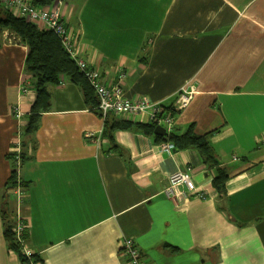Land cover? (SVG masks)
Here are the masks:
<instances>
[{
    "label": "crops",
    "instance_id": "crops-1",
    "mask_svg": "<svg viewBox=\"0 0 264 264\" xmlns=\"http://www.w3.org/2000/svg\"><path fill=\"white\" fill-rule=\"evenodd\" d=\"M39 7L59 12L105 83L124 74L127 97L161 103L174 113V132L194 124L198 135L211 133L216 164L196 149L161 152L154 136L136 129L105 132L84 89L66 77L48 87L49 106L35 134H26L37 100L28 47L4 30L0 264H22L4 235L17 205L26 247L40 258L35 264H126L125 238L146 264H264V0H56ZM189 84L197 90L192 103L174 111ZM188 168L205 197H184L183 186L178 198L165 197L169 176ZM220 168L231 173L223 194L214 186ZM18 178L21 206L13 193Z\"/></svg>",
    "mask_w": 264,
    "mask_h": 264
},
{
    "label": "trees",
    "instance_id": "trees-1",
    "mask_svg": "<svg viewBox=\"0 0 264 264\" xmlns=\"http://www.w3.org/2000/svg\"><path fill=\"white\" fill-rule=\"evenodd\" d=\"M54 1L56 0H35L33 4L38 7L42 5L47 6ZM4 30L12 31L28 47L26 72L32 76L37 93V100L32 112L28 116V125L25 130L26 134H35L39 127L40 112L49 106L51 93L48 87L60 84L64 81L65 77L84 89L86 98L98 112V102L94 103L93 88L78 67L76 60L66 52L61 41L53 32L42 29L38 24L28 22L24 18L14 15L0 0V47L1 34ZM170 113L174 115L173 112ZM194 127L195 125L192 124L184 133H176L174 132V125L171 133L165 136H157L154 134L156 126L149 122L137 124L133 123L132 120L120 119L111 115L105 119V132L113 133L116 130L128 131L136 129L154 136L160 144L168 142L173 144L175 149H196L204 156L206 163L209 165L216 164L215 151L209 142L211 133L198 135ZM230 174L225 168H220L217 176L214 178V186L221 194L225 192L227 182L231 178ZM15 179L13 175L10 180L11 185L14 184ZM4 227L6 240L10 248L18 254L22 264H35L40 262V258L33 253L28 257L22 252L21 244L17 241L14 232V222L4 220ZM27 237L28 235L25 232L24 240H27Z\"/></svg>",
    "mask_w": 264,
    "mask_h": 264
},
{
    "label": "built area",
    "instance_id": "built-area-1",
    "mask_svg": "<svg viewBox=\"0 0 264 264\" xmlns=\"http://www.w3.org/2000/svg\"><path fill=\"white\" fill-rule=\"evenodd\" d=\"M1 2L14 15L24 18L28 22L38 24L42 29L53 32L59 38L66 52L76 60L78 67L93 88L98 99V112L101 114V118L105 120L111 115L131 120L138 115H147V121L156 127H163L166 134L173 131L175 125L174 115L167 112L161 103L154 102L147 96L139 99L127 97L122 87L124 74L120 75L114 84L108 85L105 83L100 71L82 57L81 49L74 40L71 30L67 28L64 19L57 10L50 7H38L26 0H1ZM196 93L197 90L194 85L189 84L182 87L176 96L175 111L181 112L186 110L192 103ZM17 116L20 117L21 113L18 112ZM160 150L161 152L172 154L175 147L171 143L164 142L160 145ZM17 180V187L13 193L17 198L19 206H21L23 188L20 187L19 178ZM181 186L186 189V191L181 192L184 197L192 194L200 195L202 198L205 197V193L199 187H196L193 182L192 168L174 172L169 176L168 186L164 189L165 197L170 200L178 198V189ZM19 212L21 213L20 210ZM22 219L23 221H18L14 232L17 241L21 244L22 252L29 257L32 255V252L26 247V240H24L26 225L23 217ZM121 252L125 256L126 264H146L142 260L140 250L132 238L124 239Z\"/></svg>",
    "mask_w": 264,
    "mask_h": 264
},
{
    "label": "rangeland",
    "instance_id": "rangeland-1",
    "mask_svg": "<svg viewBox=\"0 0 264 264\" xmlns=\"http://www.w3.org/2000/svg\"><path fill=\"white\" fill-rule=\"evenodd\" d=\"M15 215H14V219H12V221L14 222V227L16 228V226H17V223H18V221L20 220V221H23V219H22V212L20 213L19 212V208H18V205H17V209H15V213H14Z\"/></svg>",
    "mask_w": 264,
    "mask_h": 264
},
{
    "label": "water",
    "instance_id": "water-1",
    "mask_svg": "<svg viewBox=\"0 0 264 264\" xmlns=\"http://www.w3.org/2000/svg\"><path fill=\"white\" fill-rule=\"evenodd\" d=\"M154 134L157 136H165L166 135V131L163 127L161 126H157L156 129L154 130Z\"/></svg>",
    "mask_w": 264,
    "mask_h": 264
}]
</instances>
